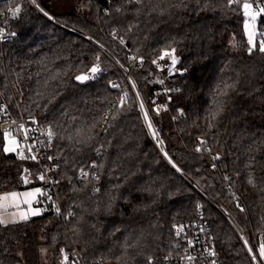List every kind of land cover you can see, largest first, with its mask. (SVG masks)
Instances as JSON below:
<instances>
[{
	"label": "trees",
	"instance_id": "16d2710c",
	"mask_svg": "<svg viewBox=\"0 0 264 264\" xmlns=\"http://www.w3.org/2000/svg\"><path fill=\"white\" fill-rule=\"evenodd\" d=\"M255 1L264 6V0ZM18 2L23 12L14 27L20 39L0 49V90L10 102L16 99L25 115L35 116L42 128L59 125L57 137L69 134L75 126L70 123L73 118L76 125L90 121L120 96L110 86L117 73L107 68L108 58L78 32L120 56L121 37L134 53L150 59L171 45L187 71L176 82L173 117L151 111L149 66L136 74L162 145L151 137L132 93L129 110L107 132L98 126L87 146L53 138V176L59 181L54 199L40 206L41 216L0 225V264H60L61 248L72 258L78 250L88 264L94 260L118 264L115 257L125 251L135 257L129 264H147L149 255L156 264H164V257L176 247L173 226L199 218L211 230L220 264H252L227 219L185 179L201 185L225 206L251 238L264 232V54L248 52L242 7L230 6L227 0H183V5L181 0H164L160 9L166 10L160 15L159 9L149 13L158 0L152 4L144 0L142 6L123 0L114 4L84 0L86 10L60 14L58 26L27 0ZM9 5H1L0 10ZM116 7H123V13H117ZM263 37L264 16L259 17L258 41ZM97 54L108 72L89 84H77L73 77L87 71ZM55 72L63 74L61 79L45 88V79ZM232 83L235 89L221 96L225 85ZM217 100L229 102L212 120ZM178 110L185 116L180 118ZM210 123L215 126L210 128ZM198 139L206 140L212 152H196ZM3 147L0 133V194L42 188L39 167L5 153ZM216 153L221 159L214 161L211 157ZM93 162L103 167L93 169ZM81 168L88 177L81 175ZM93 172L100 176L98 182L92 180ZM250 176L255 186L248 183ZM93 187L101 191L93 194ZM233 194L242 200L243 212ZM69 211L75 215L68 217ZM137 241L136 248L125 249L126 243Z\"/></svg>",
	"mask_w": 264,
	"mask_h": 264
},
{
	"label": "snow or ice",
	"instance_id": "6c2138e0",
	"mask_svg": "<svg viewBox=\"0 0 264 264\" xmlns=\"http://www.w3.org/2000/svg\"><path fill=\"white\" fill-rule=\"evenodd\" d=\"M31 2L33 4L36 5V7L38 9H40V11H44L42 8H40L39 4L37 3V0H31ZM164 0H158V2L156 4H153L152 7L149 8V13L151 12H157L159 9V14L163 15V12L166 9H160V3H163ZM228 4L230 6H237V7H242L243 10V15L247 18L244 20V29L247 32V43L249 45L248 47V52L249 54H251L254 50H258L260 53L264 54V40H260V41H255L254 40V36H255V26H256V20L257 17H261L262 14H264V6H261L260 4H256L255 0H253V2H249V0H243V3L241 4V0H227ZM105 3H110V0H105ZM124 4H135V5H143L144 4V0H123ZM149 3L152 4V0H149ZM181 5H183V0H181ZM181 5H172V7H178ZM123 7H116L115 11L117 13H123ZM22 11V7L21 5H17L15 8H8V12L12 15L13 18L18 17L21 14ZM137 13H139L140 9L137 8L136 9ZM105 14H109L107 11L105 12ZM44 15H48L47 12H44ZM51 19V17H49ZM131 30V27L129 28V31ZM11 35L15 36L16 33H11ZM112 35L115 38L117 33L116 30L113 29L112 31ZM0 38H3V30L0 29ZM120 43L124 44L125 41L123 39V37L120 38ZM101 49H103V45L99 44L98 45ZM165 58H168V64L166 65L167 71L171 74L174 71H176V65L178 63V57L176 56V48L172 47L171 45H168L166 48L162 49L161 52L159 53L157 58H154L152 60V63L157 65V67H161V65L159 64L158 61H163L165 60ZM131 60L133 61H137L138 59V63H140L141 65L144 62V58L143 56H140L139 58H137L136 56H132L130 57ZM103 71L102 67H101V56L99 54L96 55L95 57V62L92 63V65L87 69V71H83L80 72L79 74L75 75L73 78L75 79V81H77L78 83L81 84H85L89 81H92L94 79L97 78L98 74L101 73ZM184 72L187 71V69L183 70ZM62 73L61 72H55L53 74H50V76L45 79L44 81V87L47 88L50 83L52 81H58L61 79L62 77ZM159 83L163 84L164 81L161 80L159 81ZM130 84L132 89H136V83L135 81H132L130 79ZM111 87L113 88H118L119 84L115 83V82H111ZM235 89V83L232 84H226L224 89L220 92L221 96H225L227 97L229 95V91L230 90H234ZM166 91L171 92V91H179V89H166ZM38 96H44L45 93L43 92H38L37 93ZM136 98L139 100V110L142 113V118L146 124V127L148 128V130L150 131L152 137L154 139L157 140V144L158 145H162L164 142L163 140L158 139V132L156 131V129L154 128L153 122H152V118L149 115V109H147L145 107V104L143 102V99L140 98L139 93H136ZM129 101V93L128 91H124L122 95H120L118 97V102L115 104H112L111 107L107 108L106 110H103L101 112V114L99 116L93 117L90 121H85L80 123L79 125H76L75 122V118H73V120L70 122L71 124L75 125L72 130L69 132L68 135L66 136H58L57 137V132H56V128L59 127V125H50L47 128V137H48V142L49 145L51 144L52 140L54 137L61 139V140H67L71 145L76 146L79 145L81 147L83 146H87L94 138H95V130L97 129L98 126H102L103 130L105 132H107L108 128L112 127V123L116 120H118L120 118L121 115H123L126 111L129 110L130 105L128 103ZM229 100H217L214 101L215 105H216V111L213 112L211 114V119L215 120L223 111L224 106L226 103H228ZM161 107L164 106H156L153 109H151V111L155 112L157 115L160 113ZM5 110V106L0 105V111ZM180 115H183V110H178ZM175 119V117H174ZM12 123H16L15 121H12ZM32 124H36L38 123V121H36L35 117L32 118L31 120ZM214 124H209V127H214ZM20 131L23 133L22 139L27 141L30 140L31 137L29 136V131L30 129L26 127V125L22 122L18 125ZM3 140H4V147H3V151L5 153H12V152H19V158L20 159H25V158H29L33 161H36L38 159V156L35 154H32L28 157H25V149L23 147H21V138H18L17 136H15L13 134V131L11 129L5 130L3 132ZM208 142L204 139H198V144L195 148V151L200 153L203 151H207V152H212V149L207 147ZM103 147V145H101V148ZM101 148H97L95 149L97 154H100L101 152ZM34 149H36V145L35 142L30 143L27 145V151L29 153H33ZM161 152L164 153V156L166 158L169 159V163H172L170 157H168V153L161 147ZM36 151H38V149H36ZM76 151H80V148L77 147ZM212 160L216 161V160H220L221 156L219 153H216V155L211 157ZM48 160H52L53 157L48 156L47 157ZM253 161H255V157L252 158ZM173 167H176V165L173 163L172 165ZM91 168L95 169V168H102L103 165H97L95 164V162H93L90 165ZM212 168L215 169L216 168V164H212ZM27 171V170H25ZM177 171H179V169H177ZM80 173L83 177H88L89 176V172L85 171L83 168L80 169ZM40 181H45L46 177L44 173L39 174V176L37 177ZM92 180L93 181H99L100 180V176L93 172L92 173ZM225 180H231V177H229L228 175L224 176ZM25 183H28V180L25 179L24 180ZM53 184L55 183H59V181H51ZM248 183L250 185L255 186L254 184V180L253 178L250 176L248 179ZM117 187H119V185H117ZM93 194L99 193L101 191V189L99 187H93L91 189ZM262 191H264V189H262ZM24 196V200L23 203L24 204H28L29 206H31V203L34 199H36L38 196H44L46 195V192L44 190H42L41 188H35L32 191H28L22 194ZM48 199H51L50 195H47ZM233 198L236 200V207L243 212L245 209L243 208V206L240 204L239 202V198L235 196V194H233ZM18 199V194L17 193H10L7 194L3 197H0V209H2L3 211H7V207H16L19 208V204L16 203ZM114 199V198H112ZM11 202V203H6V202ZM111 203H109L108 205H106V210L110 211L111 210ZM197 207L199 208L200 205H197ZM60 208L57 207L56 208V212L57 214L60 213ZM41 214V209L39 208H29L28 212H20L19 213V220L21 221H26L29 219V216H36V215H40ZM12 217H14L12 220H7L4 218V216L2 214H0V225H7L8 223H15L17 222L15 217L17 216L16 212L11 213ZM68 217H72L75 215V213L69 211L68 212ZM93 227H95V225H93ZM174 230H175V234L176 236H181V234L184 232L185 230V225H174ZM201 231H204L203 228L200 229ZM241 239L244 241L245 247L247 248V251L249 253V255L252 258V261L254 262V264H261V262H264V243H261L259 245L258 248H256L255 250L253 249L252 246L249 245L248 239L245 237H241ZM187 245L189 248H194V242L192 239H188L186 241ZM139 244V241H137L135 244H125V249L127 250L128 248H136L137 245ZM42 252L46 253L47 249H42ZM185 252L187 253V249H185ZM60 254L62 259L60 260V264H69V254L66 252V250L64 248L60 249ZM142 251L138 252L137 255H142ZM208 256H215L216 253L213 249H209L206 253ZM72 255H75L74 253ZM115 259L117 260L118 264H129V261H132L135 259L134 256L128 255L127 251H125L124 254L115 257ZM147 264H156L154 258L152 256H146L145 257ZM165 260H168L169 257L165 256L164 257ZM180 260L182 262H187V264H193V262L196 260V257H193L190 254H186L184 256L180 257ZM71 264H79V260L73 259L71 261ZM210 264H215V260H212L210 262Z\"/></svg>",
	"mask_w": 264,
	"mask_h": 264
},
{
	"label": "built area",
	"instance_id": "2783aa9c",
	"mask_svg": "<svg viewBox=\"0 0 264 264\" xmlns=\"http://www.w3.org/2000/svg\"><path fill=\"white\" fill-rule=\"evenodd\" d=\"M19 0H0V6L3 4H10L7 8L0 10V29L3 30V38H0V49L5 47L8 44H12L17 42L20 39L19 32L15 29L14 25L15 22L18 20V18L21 16L23 12V6L21 3L18 2ZM31 6L42 16L47 18L50 22H52L55 25L61 26L62 23L60 21V18L56 16L55 14L49 12L46 7L43 5V2L41 0H37V3L39 4L40 8H42L44 11H40L36 7L35 4L31 2V0H27ZM105 1V0H104ZM119 0H110V3L108 4H114L117 3ZM243 3V0H241ZM249 2H253V0H249ZM256 4H260L255 1ZM17 5H21L22 11L21 14L13 18L12 15L8 12V8H15ZM44 12H47L48 15H44ZM51 17V19L49 18ZM72 31H74V28H71ZM11 33H16L15 36L11 35ZM79 35L87 38L91 42H93L100 52L108 58L110 65H113L117 71V76L111 80V82H115L119 84L118 88H113L111 89L113 91H116L120 93V95L123 94L124 91H128V93H132L139 105V100L136 98V93L138 92L140 95V98L143 99V102L145 104V107L149 109L147 105V101L144 97V94L141 90L140 84L138 82V79L136 77V74L140 72L142 69H144L146 66H149L150 70L147 71V79L148 82L151 83L152 85V93L151 96L153 98V103L154 107L156 106H164L161 107L160 113H168L173 117V104H174V96L177 91H171L168 92L166 89H178L176 82L181 79L186 72H184L183 68L178 64L176 66V71L173 73H169L167 71L166 65L168 64V58H165L163 61H158L161 67H157V65L152 63L153 59H150L148 57L143 56L144 62L141 65L137 61H133L130 59L132 56H136L139 58L140 54L134 53L131 48L127 45L125 42L124 44H121L119 41V45L123 49V56H120L118 53L107 47L105 44H103L101 41L85 34L82 32H78ZM260 40H264V37L261 38ZM102 44L103 49H101L98 45ZM3 55H0V61H2ZM1 63V62H0ZM101 67L103 69V72H108L109 66L106 68L102 62H101ZM99 73L98 76L101 74ZM130 79L132 81H135L136 83V89H132L131 84H130ZM163 80L164 83L161 84L159 81ZM110 82V86H111ZM0 84H1V72H0ZM0 105L5 106V110L0 111V133L3 135V132L5 130L11 129L13 131V134L17 136L18 138H21V147L25 149V157H28L32 154H35L38 156V159L36 161H33L29 158L25 159H20L19 158V152H16V156L20 160L24 161H32L34 162L40 169V174L44 173L45 174V181L42 182V190L46 192V195L40 196L39 200L37 202V206H42V204L50 202V199L47 198V195L51 196V199H54L55 196V184H53L51 181L55 180L53 174L56 170L55 165L52 160H48L47 157L51 156L53 157L52 150H53V143L49 145L48 142V137H47V129L42 128L39 123L32 124L31 120L35 116H28L25 115L19 103L15 99L14 102H10L1 92L0 90ZM142 114V113H141ZM149 115L152 118V113L149 109ZM185 113L183 115H180V118L184 117ZM36 121L37 118L35 117ZM12 121H15L16 123H12ZM24 123L27 128L30 129L29 131V136L31 137L30 140H23L22 136L23 133L20 131L18 125L20 123ZM152 122L154 125V128L157 131V128L155 126V123L152 118ZM148 129V128H147ZM158 132V131H157ZM150 133V131H149ZM151 135V133H150ZM152 137V135H151ZM153 138V137H152ZM159 139V136H158ZM153 140H156L153 138ZM53 141V140H52ZM157 141V140H156ZM35 142L36 149H34L33 153H29L27 151V145L30 143ZM185 179L206 199L208 200L211 204H213L222 214L223 216L227 219L229 224L231 225L232 229L238 236L240 242L242 243L243 247L245 248L252 264L254 262L252 261L251 256L249 255L247 248L245 247L244 241L241 239V237H245L248 239L249 245L253 247L255 250L256 248L259 247L261 243H264V232L259 233L256 237L251 238L250 235L246 233V231L243 229V227L240 225L238 220L234 217V215L221 203H219L213 196H211L201 185L195 183L192 181L190 178L185 176ZM240 204H242V200L239 198ZM42 208V207H41ZM180 225H185V230L181 234V236H176V247L173 253L167 255L169 257L168 260L164 259V264H187V262H182L180 260L181 256H184L186 254H190L193 257H196V260L193 262V264H210L212 260H215V264H220V253L217 249V246L215 244V241L213 239L211 230L208 226V224L202 219H196L194 221H191L186 224H180ZM203 228L204 231H201L200 229ZM188 239H192L194 242L195 247L194 248H189L186 241ZM185 249H187V253L185 252ZM209 249H213L216 253V255L213 256H208L206 253ZM75 258H72L70 255L69 259V264H71V261L73 259L79 260V264H88L82 254L77 250L76 251ZM89 264H114L111 262H106L103 260H94L89 262ZM261 264H264V262H261Z\"/></svg>",
	"mask_w": 264,
	"mask_h": 264
},
{
	"label": "rangeland",
	"instance_id": "374dc122",
	"mask_svg": "<svg viewBox=\"0 0 264 264\" xmlns=\"http://www.w3.org/2000/svg\"><path fill=\"white\" fill-rule=\"evenodd\" d=\"M43 5L46 7V9L55 14L56 16H59L60 14H64V13H74L78 10L84 12L86 10V7L84 5V0H50V2L48 3V5H45V3L43 2ZM246 18V17H245ZM247 19V18H246ZM258 34H259V17H257L256 20V26H255V36H254V40L258 42ZM245 35L247 37V32L245 31ZM260 41V40H259ZM109 68L113 71H117L116 68L113 65H109ZM8 154H16V152H12V153H8ZM35 188H41V187H32L23 191H10V192H5L0 194V197H3L7 194L10 193H17L18 194V199L16 201V203L19 204V208L16 207H7V211H3L2 209H0V214H2L4 216L5 219L7 220H12L14 217H12L11 213L16 212L17 216L15 217L17 222H21V220H19V213L20 212H28L29 208H39L41 209V214L40 215H36V216H29V218H33V217H38L41 216L43 214V209L40 206H37V202L39 200L38 196L36 199H34L31 203V206H29L28 204H24L23 200H24V196L22 195L25 192L28 191H32ZM42 189V188H41ZM6 203H11L6 202ZM15 222V223H17ZM10 224V223H8Z\"/></svg>",
	"mask_w": 264,
	"mask_h": 264
},
{
	"label": "water",
	"instance_id": "95a60500",
	"mask_svg": "<svg viewBox=\"0 0 264 264\" xmlns=\"http://www.w3.org/2000/svg\"><path fill=\"white\" fill-rule=\"evenodd\" d=\"M263 16H264V14H262L261 17H263ZM261 17H260V18H261ZM180 61H181V60L178 58V63H177V65L180 64ZM177 65H176V66H177ZM90 82H92V81H89V82H87V83H85V84H81V83H78V82L76 81V83H77V84H80V85H86V84H89Z\"/></svg>",
	"mask_w": 264,
	"mask_h": 264
}]
</instances>
